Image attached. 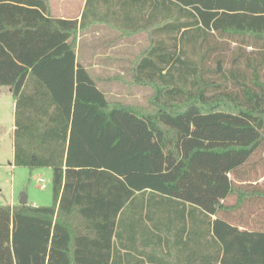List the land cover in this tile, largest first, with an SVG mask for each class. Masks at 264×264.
<instances>
[{"label":"trees","instance_id":"1","mask_svg":"<svg viewBox=\"0 0 264 264\" xmlns=\"http://www.w3.org/2000/svg\"><path fill=\"white\" fill-rule=\"evenodd\" d=\"M49 13L0 0L13 165L53 171V205H0V264H264V0ZM104 24L150 37L130 66L153 110L110 102L78 61L79 34Z\"/></svg>","mask_w":264,"mask_h":264},{"label":"rangeland","instance_id":"2","mask_svg":"<svg viewBox=\"0 0 264 264\" xmlns=\"http://www.w3.org/2000/svg\"><path fill=\"white\" fill-rule=\"evenodd\" d=\"M95 30L99 27L95 25ZM92 27V28H94ZM90 28V29H92ZM111 31L98 38L86 31L78 38V61L83 64L105 93L107 99L130 107H141L144 111L153 110L151 100L152 87H139L131 83V62L148 47V34H136L132 37L117 39L120 32ZM97 31V30H96ZM117 39V40H116ZM119 42L120 45L115 47ZM13 99L2 96L0 99V205L17 206L23 194L28 204L34 206L53 205V171L51 168L29 169L15 167L13 145ZM264 158V150L255 161ZM260 162V161H259ZM257 163V177L264 180V160ZM40 179H44L46 188H42Z\"/></svg>","mask_w":264,"mask_h":264},{"label":"crops","instance_id":"3","mask_svg":"<svg viewBox=\"0 0 264 264\" xmlns=\"http://www.w3.org/2000/svg\"><path fill=\"white\" fill-rule=\"evenodd\" d=\"M49 3V11H50V17L54 19H61L65 21H75L81 22L83 13L86 9V4L88 0H47ZM49 17V15H47ZM95 26V25H94ZM93 26V27H94ZM99 27L95 30L96 27L92 29H87L86 32L89 33L91 36H95L94 38L100 37V35H105L109 31H111L110 27L107 25H98ZM81 35L79 34L78 38ZM115 45L117 47L120 45ZM122 46V45H120ZM79 48V42L76 48L77 58H78V49ZM89 72V71H88ZM2 96H6V98H12L13 99V143H14V130H15V100L12 94V89L10 87H0V99ZM34 206V205H33Z\"/></svg>","mask_w":264,"mask_h":264},{"label":"water","instance_id":"4","mask_svg":"<svg viewBox=\"0 0 264 264\" xmlns=\"http://www.w3.org/2000/svg\"><path fill=\"white\" fill-rule=\"evenodd\" d=\"M28 204V197L27 195L23 194L20 198V205H27Z\"/></svg>","mask_w":264,"mask_h":264},{"label":"built area","instance_id":"5","mask_svg":"<svg viewBox=\"0 0 264 264\" xmlns=\"http://www.w3.org/2000/svg\"><path fill=\"white\" fill-rule=\"evenodd\" d=\"M40 182L42 183V188H46V183L44 179H40Z\"/></svg>","mask_w":264,"mask_h":264}]
</instances>
